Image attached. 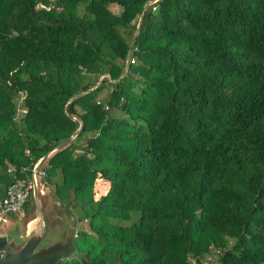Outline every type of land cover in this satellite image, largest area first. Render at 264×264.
Masks as SVG:
<instances>
[{
  "label": "trees",
  "instance_id": "1",
  "mask_svg": "<svg viewBox=\"0 0 264 264\" xmlns=\"http://www.w3.org/2000/svg\"><path fill=\"white\" fill-rule=\"evenodd\" d=\"M46 156L56 264H264V0H0V189Z\"/></svg>",
  "mask_w": 264,
  "mask_h": 264
},
{
  "label": "rangeland",
  "instance_id": "2",
  "mask_svg": "<svg viewBox=\"0 0 264 264\" xmlns=\"http://www.w3.org/2000/svg\"><path fill=\"white\" fill-rule=\"evenodd\" d=\"M110 11L113 14H119L121 9L116 5L109 6ZM108 90H104L101 94V97L107 94ZM18 101V99L16 100ZM21 100L18 101V106L20 105ZM22 113V110L19 111V115ZM19 119V117L17 118ZM39 197V207L41 209L45 228L46 235L43 241L40 243L36 251H43L45 248H48L56 244H64L67 238L71 233L74 234L75 239L79 237V232H89L88 227L89 221H77L71 216V212H75V209L64 207L60 205L57 199L54 196V188L52 185H46L42 188V193L37 191ZM32 200L35 204L34 197ZM24 214V210H23ZM75 214V213H74ZM34 220V225L30 235H33L36 232L38 227V222L36 219V205L34 209V214L30 216L24 215H11L0 224V234L5 235L8 239V242H19L25 234V224L28 220ZM79 239V238H78ZM74 256V255H73ZM76 257V256H75ZM215 260V255L207 257L205 263H212Z\"/></svg>",
  "mask_w": 264,
  "mask_h": 264
},
{
  "label": "water",
  "instance_id": "3",
  "mask_svg": "<svg viewBox=\"0 0 264 264\" xmlns=\"http://www.w3.org/2000/svg\"><path fill=\"white\" fill-rule=\"evenodd\" d=\"M141 20L140 18L138 28ZM65 144L60 145V147ZM33 197L36 205L35 221L37 220L38 222L36 232L33 235H30L32 229L27 233L25 232L24 237H19L18 240L20 241L17 243H9L7 237L0 234V264H56L63 259L73 256L76 252L73 233L70 234L64 244H56L45 248L43 251H36L46 235V228L39 207L37 191H34Z\"/></svg>",
  "mask_w": 264,
  "mask_h": 264
},
{
  "label": "built area",
  "instance_id": "4",
  "mask_svg": "<svg viewBox=\"0 0 264 264\" xmlns=\"http://www.w3.org/2000/svg\"><path fill=\"white\" fill-rule=\"evenodd\" d=\"M28 154V151H25ZM39 160L29 170L30 174L18 177L13 180L6 189L2 197H0V224L6 220L8 216H23L24 205L29 201L34 191L42 193V188L47 185V174L40 167ZM26 169H21L20 173L24 174ZM14 173V169L9 170ZM14 177V175H13Z\"/></svg>",
  "mask_w": 264,
  "mask_h": 264
},
{
  "label": "crops",
  "instance_id": "5",
  "mask_svg": "<svg viewBox=\"0 0 264 264\" xmlns=\"http://www.w3.org/2000/svg\"><path fill=\"white\" fill-rule=\"evenodd\" d=\"M47 158H48V156H46V157H44V158L41 159V162H40V164H41V168H42V166L45 164ZM0 188H1V186H0ZM3 193H4V190H1V189H0V197H2ZM23 217H24V214H23ZM32 222H34V220H33V221H32V220H28V221L26 222V224H25V232H26V233L29 232V231L33 228V225H34V224H33L32 226H30V224H31ZM23 237H24V236H23Z\"/></svg>",
  "mask_w": 264,
  "mask_h": 264
},
{
  "label": "bare ground",
  "instance_id": "6",
  "mask_svg": "<svg viewBox=\"0 0 264 264\" xmlns=\"http://www.w3.org/2000/svg\"><path fill=\"white\" fill-rule=\"evenodd\" d=\"M34 224V222H32L31 224H30V226H32Z\"/></svg>",
  "mask_w": 264,
  "mask_h": 264
}]
</instances>
